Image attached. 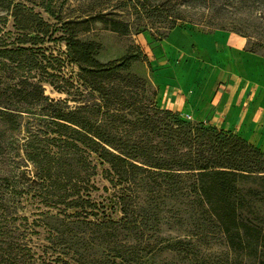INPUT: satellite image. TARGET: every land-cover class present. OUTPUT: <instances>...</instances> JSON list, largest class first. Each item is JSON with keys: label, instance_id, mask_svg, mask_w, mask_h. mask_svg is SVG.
<instances>
[{"label": "rangeland", "instance_id": "rangeland-1", "mask_svg": "<svg viewBox=\"0 0 264 264\" xmlns=\"http://www.w3.org/2000/svg\"><path fill=\"white\" fill-rule=\"evenodd\" d=\"M139 1L142 0H0V36L7 41L16 37L13 16L16 4L32 8L50 25L51 32L42 43H28L27 46L35 50L39 47L46 56L53 54L64 60L52 61L55 69L47 68L53 73L49 76L43 68L49 59H43L42 54L38 56L40 65L31 69V73L27 68L18 69L15 63L4 59L0 62V86L11 88L28 77V82L22 85L29 89V82L41 80L44 94L57 103L54 106L45 103L47 110L54 108L66 117L87 120L95 126L103 124L101 131L125 150L145 146L148 154L159 157L187 151L186 144L173 138L176 132L171 130L172 126L182 132L198 123L206 127L217 126L159 104L155 73L173 58L167 56V49H175L176 64L184 59V48L173 46L169 37L178 29L189 34L206 33L211 29L235 31L246 37L248 49L254 48L264 56V0H210L215 3L210 8L204 5L205 2L181 4L179 9L184 19L172 29L162 19H137L131 12L132 4H139ZM96 13H103V17L91 18ZM114 17L130 21L133 25L131 33L111 30L110 19ZM140 24L146 27L136 30ZM55 27L57 30L52 31ZM69 28L82 40L96 41L100 45L97 56L103 62L120 58L135 46L141 47L146 54L130 69L135 75L132 86L126 87V82L119 81L110 85L113 87L110 91L117 90L120 94L118 98L108 94L110 110L99 92L87 94L77 77L79 67L66 60V42L60 38ZM193 51L191 57L200 63L202 70L201 56ZM41 77H48L53 83ZM166 111L171 113L166 114ZM35 116L44 119L42 117L46 114L37 113ZM27 121L25 118L23 124ZM33 123L36 126V121ZM41 124L51 127L49 123ZM25 127L19 133L20 137L27 135ZM71 133L70 128L63 127L61 136L71 141L69 146L72 148L67 155L72 170L70 177L61 181L65 186L63 189L54 184L45 171L37 172L30 163L28 166L23 163L8 173L0 162V202L10 203V212L4 216L0 214V237L3 231H12L23 247L21 261L17 264H109L107 261L121 249H136L137 255L149 259L145 264H188L189 256L179 251L181 246L177 244L179 239L187 243L191 238V232L186 228L187 215L155 212L152 215L155 225L151 224L141 233L127 228L131 226L125 225L119 206L123 198L135 210L141 205L160 201L162 196L150 194L147 190L165 188L172 183L173 177L157 174L154 167L145 172L130 171L121 177L110 172L109 163L101 162L99 151L88 142L76 139L78 134ZM50 134L59 136V133ZM53 143L51 150L56 151ZM104 231L109 233L103 236ZM196 239L192 238L199 255L212 264H221L227 258V248L221 237L210 235ZM175 244V250L169 248Z\"/></svg>", "mask_w": 264, "mask_h": 264}, {"label": "trees", "instance_id": "trees-1", "mask_svg": "<svg viewBox=\"0 0 264 264\" xmlns=\"http://www.w3.org/2000/svg\"><path fill=\"white\" fill-rule=\"evenodd\" d=\"M139 2L132 4L131 12L137 19H162L168 22L171 29L184 19L179 9L181 4L205 2L204 5L208 8L215 4L210 3V0ZM13 16L17 35L10 41L0 36V62L7 59L15 63L18 69L27 68L30 72L40 65L38 56L42 54L43 59H49L43 68L49 76H53L47 68L55 69L52 61L64 60L53 54L46 56L39 47L35 50L34 47L27 46L28 43H42L51 32L50 25L39 12L21 4L15 5ZM102 17L103 13L91 16L93 19ZM110 21L111 30L131 33L133 25L130 21H120L115 17ZM137 27L136 30H140L146 26L140 24ZM56 30V27L52 28V31ZM60 39L66 42V60L79 67L77 77L81 87L88 95L99 92L108 110V94L120 97L117 90L110 91L113 88L110 85L119 81L126 82V87L132 86L135 75L130 69L135 62L146 57L141 47L135 46L130 47L124 56L103 62L97 56L100 45L96 41L78 38L71 28L66 29ZM249 50L256 52L254 48ZM27 79L29 78L21 79L11 88L0 86V162L2 168L7 169L6 172L12 173L13 168L21 167L23 163L28 166L30 163L37 172L45 171L47 177L59 188H65L61 181L70 177L72 169L67 155L72 148L69 146L71 141L63 139L61 134L63 127L70 128L73 133L78 134L74 135L76 139L88 142L99 151L101 162L109 163L110 172L123 177L130 171L145 172L154 167L157 174L173 177L172 183L165 188L147 190L148 193L163 198L141 205L139 210L132 209L130 203L123 198L119 206L125 225L131 226L128 229L141 233L148 230L151 224L155 225L156 220L152 219L155 212L185 214L189 217L186 228L191 232V238L187 243L179 239L177 244L181 246L179 251H184L189 256L188 264H212V261L199 255L193 243L196 238L195 241H198L201 240L199 238L210 235L221 237L227 248L228 256L221 264H264V151L260 147L231 131L198 123L196 126H189L186 132L171 127L176 132L173 138L180 144L187 145L188 150L185 152L159 157L148 154L145 146H138L139 149L133 151L125 150L110 135L101 131L103 124L95 126V123L87 120L66 117L54 108L47 110L45 103L52 106L57 103L44 94L41 80L29 82L31 88L28 89L22 85L28 82ZM41 79L53 83L48 77ZM37 113L46 114V117L40 119L35 116ZM165 113L170 114L171 111ZM25 118L28 121L23 124ZM33 121H36V126ZM43 122L49 123L51 127L42 125ZM24 127L27 135L20 137L19 133ZM50 133H59V136H51ZM52 142L57 147L56 151L51 150ZM183 170L186 172H182ZM9 205V201H1L0 214H8ZM106 233L109 232L104 231L103 236ZM177 244L169 248L175 250ZM189 244L193 246H188ZM21 250L23 247L12 231H3L0 237V262L17 264L21 261ZM119 251L107 261L109 264H145L149 261L137 255L136 249Z\"/></svg>", "mask_w": 264, "mask_h": 264}, {"label": "crops", "instance_id": "crops-1", "mask_svg": "<svg viewBox=\"0 0 264 264\" xmlns=\"http://www.w3.org/2000/svg\"><path fill=\"white\" fill-rule=\"evenodd\" d=\"M169 41L184 48V59L176 64L175 49H167L173 58L155 73L159 104L232 130L264 150V56L249 50L246 37L235 31L178 29ZM192 51L201 56L202 70Z\"/></svg>", "mask_w": 264, "mask_h": 264}]
</instances>
